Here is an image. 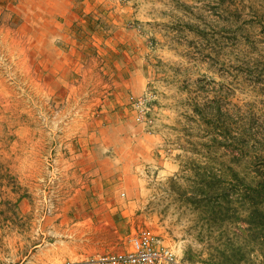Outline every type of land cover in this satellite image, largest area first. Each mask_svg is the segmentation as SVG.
I'll use <instances>...</instances> for the list:
<instances>
[{
	"label": "rangeland",
	"instance_id": "1",
	"mask_svg": "<svg viewBox=\"0 0 264 264\" xmlns=\"http://www.w3.org/2000/svg\"><path fill=\"white\" fill-rule=\"evenodd\" d=\"M263 181L264 0H0V264H264Z\"/></svg>",
	"mask_w": 264,
	"mask_h": 264
},
{
	"label": "built area",
	"instance_id": "2",
	"mask_svg": "<svg viewBox=\"0 0 264 264\" xmlns=\"http://www.w3.org/2000/svg\"><path fill=\"white\" fill-rule=\"evenodd\" d=\"M96 264H180L175 252L162 244L158 236L142 231L133 249L125 253L100 256Z\"/></svg>",
	"mask_w": 264,
	"mask_h": 264
},
{
	"label": "crops",
	"instance_id": "3",
	"mask_svg": "<svg viewBox=\"0 0 264 264\" xmlns=\"http://www.w3.org/2000/svg\"><path fill=\"white\" fill-rule=\"evenodd\" d=\"M117 208H110V212H115V210H116ZM96 215L98 216L99 215V213H96V212H92L91 211V213L89 214V216H88V218H86L87 220H90V219H94L95 217H96ZM116 236L118 235V236H120V237H122V232H118L117 234H115ZM111 237H112V241H111V246L110 245H108V247H106L105 249L104 248H101V249H98L99 251H97L96 252V250H95V252L97 253V254H99L100 256H102V253L103 252H109V251H112V250H114V249H116V245L117 244H115V242H114V240H116V239H118L117 237H115L114 235H113V233L111 232ZM119 237V238H120ZM127 248V247H126ZM88 255V253H86V251H82V252H80V254H79V256L81 257V258H86V256ZM92 255H89L88 257H91Z\"/></svg>",
	"mask_w": 264,
	"mask_h": 264
},
{
	"label": "trees",
	"instance_id": "4",
	"mask_svg": "<svg viewBox=\"0 0 264 264\" xmlns=\"http://www.w3.org/2000/svg\"><path fill=\"white\" fill-rule=\"evenodd\" d=\"M259 184H262V188L264 187V181L263 182H260Z\"/></svg>",
	"mask_w": 264,
	"mask_h": 264
}]
</instances>
